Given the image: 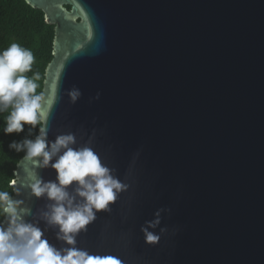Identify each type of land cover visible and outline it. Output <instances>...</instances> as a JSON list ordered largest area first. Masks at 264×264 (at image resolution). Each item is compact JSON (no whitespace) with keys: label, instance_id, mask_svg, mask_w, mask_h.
<instances>
[{"label":"water","instance_id":"1","mask_svg":"<svg viewBox=\"0 0 264 264\" xmlns=\"http://www.w3.org/2000/svg\"><path fill=\"white\" fill-rule=\"evenodd\" d=\"M24 1L54 27L49 141L91 138L129 185L76 247L115 264H264V0ZM31 168L18 161L12 198L66 247L39 218L48 201L23 186ZM159 209L150 244L141 227Z\"/></svg>","mask_w":264,"mask_h":264},{"label":"clouds","instance_id":"2","mask_svg":"<svg viewBox=\"0 0 264 264\" xmlns=\"http://www.w3.org/2000/svg\"><path fill=\"white\" fill-rule=\"evenodd\" d=\"M34 62L33 53L16 43L0 52V114L9 113L5 117L3 133L19 134L25 125H29L28 134L32 136L39 126L34 139L14 140L8 147L17 153L24 152L23 160L31 162L32 168L25 169L23 186L30 189L32 196L48 201L39 218L56 229V239L66 247L50 244L44 238L46 229L42 230L38 222L26 219L33 213L24 206V201L13 199L7 190H0V264H113L111 259L93 256L77 248L76 237L96 220L97 213L109 211L118 194L127 191L129 185L115 175V168L102 163L89 146L91 138L80 147H74L77 140L71 132L49 141L46 123L57 98L54 92H37L40 73L27 75L33 71ZM67 95L75 104L82 93L73 87ZM99 97L97 93L94 99ZM49 167L55 170L54 181H45L37 171ZM18 182L19 176L9 183L16 196L20 195L15 187ZM164 211L169 210H157L154 219L145 221L141 227L147 243L159 242L160 235L150 229L161 224ZM166 231V228H160V233Z\"/></svg>","mask_w":264,"mask_h":264},{"label":"trees","instance_id":"3","mask_svg":"<svg viewBox=\"0 0 264 264\" xmlns=\"http://www.w3.org/2000/svg\"><path fill=\"white\" fill-rule=\"evenodd\" d=\"M53 37L54 27L45 22L41 10L30 7L24 0H0V52L10 47L12 43H16L33 53L35 57L33 71L27 75L31 77L34 72L40 73L41 80L37 82L40 87L37 92L42 91L43 72L52 59ZM8 114H0V190H7L12 195L13 191L9 183L14 179L13 172L24 152L17 153L8 145L14 140L19 142L25 137L34 139L38 134L39 126L32 136L28 134L29 125H25L24 131L19 134L5 135L3 128Z\"/></svg>","mask_w":264,"mask_h":264},{"label":"snow or ice","instance_id":"4","mask_svg":"<svg viewBox=\"0 0 264 264\" xmlns=\"http://www.w3.org/2000/svg\"><path fill=\"white\" fill-rule=\"evenodd\" d=\"M113 264H115V261H113Z\"/></svg>","mask_w":264,"mask_h":264}]
</instances>
